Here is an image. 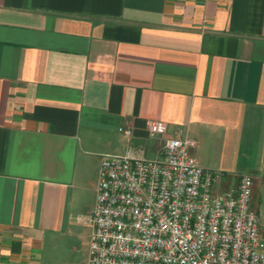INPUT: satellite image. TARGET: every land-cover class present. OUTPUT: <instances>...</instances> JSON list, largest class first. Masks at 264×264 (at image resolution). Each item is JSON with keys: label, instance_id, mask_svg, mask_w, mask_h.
<instances>
[{"label": "crops", "instance_id": "0c3cea01", "mask_svg": "<svg viewBox=\"0 0 264 264\" xmlns=\"http://www.w3.org/2000/svg\"><path fill=\"white\" fill-rule=\"evenodd\" d=\"M151 120L168 123L153 135ZM253 178L264 238V0H0V264H67L104 155Z\"/></svg>", "mask_w": 264, "mask_h": 264}, {"label": "built area", "instance_id": "2783aa9c", "mask_svg": "<svg viewBox=\"0 0 264 264\" xmlns=\"http://www.w3.org/2000/svg\"><path fill=\"white\" fill-rule=\"evenodd\" d=\"M148 127L169 133L162 120ZM182 133L160 160L102 157L88 264H264L252 176L224 188L226 173L199 166Z\"/></svg>", "mask_w": 264, "mask_h": 264}, {"label": "rangeland", "instance_id": "374dc122", "mask_svg": "<svg viewBox=\"0 0 264 264\" xmlns=\"http://www.w3.org/2000/svg\"><path fill=\"white\" fill-rule=\"evenodd\" d=\"M94 190H87L81 197L79 205L75 208L72 225V236L68 239L67 253L64 260L67 264H86L87 261V241L91 228L84 222L85 216L91 212V205L94 203Z\"/></svg>", "mask_w": 264, "mask_h": 264}]
</instances>
